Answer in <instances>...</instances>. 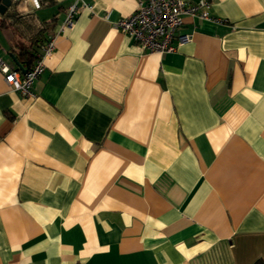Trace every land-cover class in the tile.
Masks as SVG:
<instances>
[{
    "label": "crops",
    "instance_id": "obj_1",
    "mask_svg": "<svg viewBox=\"0 0 264 264\" xmlns=\"http://www.w3.org/2000/svg\"><path fill=\"white\" fill-rule=\"evenodd\" d=\"M71 1L15 4L55 44L33 96L0 72V264L264 261V0H210L164 54L114 25L140 0L61 29ZM13 40L0 14L17 67Z\"/></svg>",
    "mask_w": 264,
    "mask_h": 264
},
{
    "label": "built area",
    "instance_id": "obj_2",
    "mask_svg": "<svg viewBox=\"0 0 264 264\" xmlns=\"http://www.w3.org/2000/svg\"><path fill=\"white\" fill-rule=\"evenodd\" d=\"M12 1L16 5L30 1L35 8L41 6V0ZM210 6V0H140L134 12L120 18L114 25L130 36L141 51L164 54L190 41V34H176L185 16L199 20L219 21L211 14ZM83 9H91V6L84 0H72L61 29H71L77 13ZM54 44V37H50L42 47V53L36 57L31 68L25 73L0 59V72L11 90L24 96H33V82L42 73L43 59L51 54Z\"/></svg>",
    "mask_w": 264,
    "mask_h": 264
},
{
    "label": "trees",
    "instance_id": "obj_3",
    "mask_svg": "<svg viewBox=\"0 0 264 264\" xmlns=\"http://www.w3.org/2000/svg\"><path fill=\"white\" fill-rule=\"evenodd\" d=\"M1 24L11 28L14 34L9 53L21 68L29 70L40 53L53 20H40L33 11H19L12 4L1 14ZM253 264H264V261L258 260Z\"/></svg>",
    "mask_w": 264,
    "mask_h": 264
},
{
    "label": "water",
    "instance_id": "obj_4",
    "mask_svg": "<svg viewBox=\"0 0 264 264\" xmlns=\"http://www.w3.org/2000/svg\"><path fill=\"white\" fill-rule=\"evenodd\" d=\"M15 5V2H13L12 0H0V14H4L5 11L12 5ZM10 57L12 58V60L14 61V63L17 65L18 69L22 72L25 73L26 69L21 68L17 63L15 58L10 54Z\"/></svg>",
    "mask_w": 264,
    "mask_h": 264
}]
</instances>
